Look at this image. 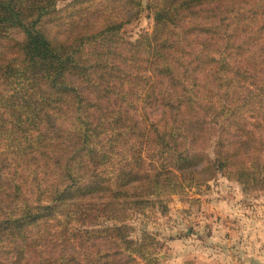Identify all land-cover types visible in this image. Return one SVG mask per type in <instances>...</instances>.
<instances>
[{"label":"trees","instance_id":"obj_1","mask_svg":"<svg viewBox=\"0 0 264 264\" xmlns=\"http://www.w3.org/2000/svg\"><path fill=\"white\" fill-rule=\"evenodd\" d=\"M29 2L0 0V264H158L133 216L264 192V0Z\"/></svg>","mask_w":264,"mask_h":264},{"label":"rangeland","instance_id":"obj_2","mask_svg":"<svg viewBox=\"0 0 264 264\" xmlns=\"http://www.w3.org/2000/svg\"><path fill=\"white\" fill-rule=\"evenodd\" d=\"M29 1L17 0L24 7ZM76 1L60 0L59 6ZM154 25L152 14L144 11L123 32L134 40L152 32ZM166 204L164 210L156 206L130 222L136 228L135 240L142 232L154 234L158 264H264L263 191L246 192L218 174L201 188L169 196Z\"/></svg>","mask_w":264,"mask_h":264}]
</instances>
